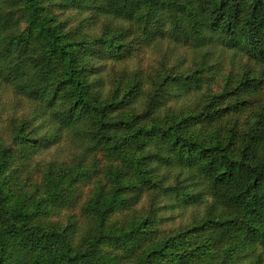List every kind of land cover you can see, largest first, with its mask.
I'll return each instance as SVG.
<instances>
[{"label":"trees","instance_id":"trees-1","mask_svg":"<svg viewBox=\"0 0 264 264\" xmlns=\"http://www.w3.org/2000/svg\"><path fill=\"white\" fill-rule=\"evenodd\" d=\"M0 89V264L263 263L264 0H0Z\"/></svg>","mask_w":264,"mask_h":264},{"label":"rangeland","instance_id":"rangeland-1","mask_svg":"<svg viewBox=\"0 0 264 264\" xmlns=\"http://www.w3.org/2000/svg\"><path fill=\"white\" fill-rule=\"evenodd\" d=\"M222 55L221 64L224 67V69L229 67V62L232 60L235 63V67L238 68L242 64L247 63V58L242 55L234 54V51L228 50L221 46L215 47V53ZM159 51L157 49H154L152 47H149L145 55L142 57L141 60L138 59H131L129 62L130 69H134L138 64L143 66L144 68H149V65L155 64L157 59L159 58ZM237 64L239 66L237 67ZM252 100L256 101V99L259 98V95L256 93H252L248 96ZM31 103L26 102V100H23V103L17 105L15 101V97L13 95V92L7 91L4 89H0V112L3 113V118L7 119V115L9 114H16V115H22L26 113L30 109ZM252 104V103H251ZM256 109L258 107H255ZM253 104L245 108L242 113L239 114V119L241 123H247L251 119H253L254 116V110H255ZM5 121V120H4ZM5 123V122H4ZM6 124V123H5ZM3 124V125H5ZM6 129L0 128V135L6 133ZM66 135H64L63 141H61L58 146H54L51 149H48L47 151H42L40 153V159L43 161L45 160L46 163L51 161H65V160H71L74 153V143L71 141H66L67 139ZM80 151V149L77 147V153ZM59 164V163H58ZM148 202L146 200V203H144V206H147ZM188 211V209L186 210ZM170 214V211L168 212ZM191 212L188 211L184 215L180 214V212H176L175 216H171L172 220L169 221L168 226H176L179 222L186 220L190 218ZM262 254H263V263L264 264V248H262Z\"/></svg>","mask_w":264,"mask_h":264}]
</instances>
